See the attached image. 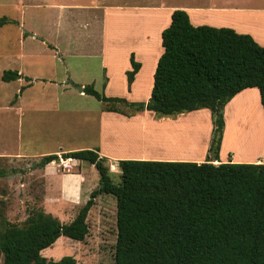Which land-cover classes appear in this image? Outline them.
Masks as SVG:
<instances>
[{
    "label": "trees",
    "instance_id": "16d2710c",
    "mask_svg": "<svg viewBox=\"0 0 264 264\" xmlns=\"http://www.w3.org/2000/svg\"><path fill=\"white\" fill-rule=\"evenodd\" d=\"M161 45L147 102L107 97L93 85L84 93L102 102L104 111L126 117L144 111L162 118L210 110L213 136L207 160H119L121 180L115 183L99 149L43 156L37 164L41 169L61 159L95 166L99 186L69 224L43 209L34 210L22 226L3 222L0 262L76 264L71 256L48 261L41 252L61 236L85 241L97 197L109 195L117 202L115 264H264V164L213 163L219 160L226 106L243 91L257 88L264 110V46L232 28L194 26L184 10L173 12ZM130 63L129 88L141 69L134 54ZM18 78L16 71L2 76L5 82ZM122 106L134 113L127 114Z\"/></svg>",
    "mask_w": 264,
    "mask_h": 264
},
{
    "label": "rangeland",
    "instance_id": "374dc122",
    "mask_svg": "<svg viewBox=\"0 0 264 264\" xmlns=\"http://www.w3.org/2000/svg\"><path fill=\"white\" fill-rule=\"evenodd\" d=\"M106 1L109 0H0V19L6 17L19 20L24 28L2 24L0 21V226L3 222L22 226L36 209H43L62 223L69 224L99 186V173L95 166L87 162L75 163L61 159L57 166L49 169L37 167L41 159L37 157L45 156L57 147L56 122L67 116L57 113L56 108L73 110L70 121L81 122L74 129H67L68 133L64 137L68 139L63 138L62 142L67 149L81 147L84 142L91 140V125L84 123V120L104 109V105L92 96L84 93L81 95L78 89L80 85H93L97 92L107 97L125 98L130 102H147L149 99L157 68V63L153 62L159 50L163 53L161 41H158V48L153 47L151 57L144 64L136 83L135 94L139 90L136 97L130 95L127 79L121 77V68L124 67L121 61L118 73L112 78V87L107 89V80L97 64L98 60L93 57L67 59L65 65L61 60H56L54 54L45 46L47 43H53L62 51L71 41H98L102 19V10L98 8H101L100 3ZM206 2L212 6L225 3L223 0ZM241 2L247 7L264 4V0ZM191 4L197 5L194 0H191ZM196 19L206 21V24L201 26L223 25L221 27L230 28L228 25H238V29L243 31L242 34L253 35L259 44L264 46V17L248 15L244 18H234L228 15H208L198 16ZM253 19H257V23ZM158 28H161V23ZM154 43L156 39L153 40L152 44ZM91 51V48L80 50L84 55ZM20 53L21 58L18 55ZM119 53L120 59L124 60L126 56L122 55L126 53V48L120 49ZM16 70L20 71L19 75L42 79L32 82H27L25 78L10 82L2 80L5 71ZM67 70L69 74L66 73ZM67 86L69 89L66 90ZM22 88L24 90L21 93ZM18 102L21 106H18ZM121 109L127 114L134 113L124 106ZM228 110L229 130L223 155L228 156L231 153L237 157L251 158L262 154L264 158V110L259 90L247 91ZM194 119L196 120L193 124L197 126V132L193 134L195 141L191 146L187 144V148L186 143L180 145L179 151L196 157L209 155L213 136L211 120L206 118L205 113ZM250 128H255L254 138L256 137L258 142L260 140V143L256 146L255 143L248 145L242 137L239 140L242 146L240 143V146H237L235 137L238 133L241 136L250 134ZM116 129L118 138L122 141L135 139L137 134L133 133L131 138L124 127L117 126ZM183 131L184 134L187 133V130ZM261 146V150L258 149ZM132 148H135L136 152L139 150L138 147ZM107 165L113 181L119 183L121 173L118 163L107 162ZM79 171L83 174L84 181L81 189L75 191L71 175ZM88 224L90 232L85 241L77 242L61 236L52 247L41 252L42 256L48 261H59L71 256L76 259V264H115L118 237L116 198L99 195L89 213ZM0 264H3L2 260Z\"/></svg>",
    "mask_w": 264,
    "mask_h": 264
},
{
    "label": "crops",
    "instance_id": "0c3cea01",
    "mask_svg": "<svg viewBox=\"0 0 264 264\" xmlns=\"http://www.w3.org/2000/svg\"><path fill=\"white\" fill-rule=\"evenodd\" d=\"M194 1L197 3V5L191 4V0H168V2H166L165 0H109L105 3L99 4L101 8H98V10H102V19L100 21L101 30L98 41H71L67 43V46H65L62 51H60L61 49L57 48V46L53 43H47L45 44V46L50 50V52L54 54L56 60H61L65 65L67 64V59H90L91 57H93L94 59L98 60L97 64L103 70L107 80V89L112 87V78L116 73H118L120 61L124 66L123 68H121V77L123 79H127L126 72L132 69L130 57L131 54H134L136 61L141 63V69L137 74L131 88L128 87V92L132 97H136L139 94V90L138 93L135 94L137 90L136 83L143 71L144 64H146L147 60L151 57L153 47L158 48V43L161 41L162 32L164 29L170 26L172 21V14L175 10L186 11L189 15L191 23L194 26H201L203 24H206V21L197 20L196 17L198 16L203 17L208 15H228L233 16L234 18H244L249 15L264 17V4L257 7H247L244 3L241 2L244 0H223L225 1V3L212 6L209 5L206 0ZM66 6L71 7L72 5H63V7ZM2 19L6 20L5 24H13L24 29L21 21L19 20H11L6 17ZM253 21L257 23V19H253ZM126 22L128 23L126 24ZM160 23L161 28L157 29ZM221 26L223 25H218L216 27L222 28ZM228 26H230V28L234 29L240 34H242L243 32L238 29V25L231 24ZM83 30L85 29L83 28ZM30 33L34 34L33 32ZM251 36L259 44L255 37L253 35ZM23 38L26 39L25 37ZM155 39L156 43L152 44L153 40ZM82 48H85L87 50L91 48L92 51L84 55L80 52ZM124 48H126V53L122 56L126 57L123 60L120 59L121 56L119 50ZM162 54L163 53H161L159 50L153 64H158V58H160ZM18 55L21 58V53ZM16 72H18V79L21 80L25 78L27 82L42 79L39 77L31 78L24 74L19 75L20 71L18 70H16ZM66 73L69 74V71L67 70ZM79 87H82L84 89L86 86L80 85ZM67 89H69L68 86L66 90ZM251 90L252 89H247L238 94L226 106L224 110L225 129L221 144V150L219 153V160L213 162L216 165L229 162L230 160L233 163L264 164V158L262 154H258L255 157L251 158H241L237 157L235 154L231 155V153L228 154V156L223 155V153H225V143L229 130L230 111L228 109L239 97L246 94L247 91ZM141 93L145 94L142 91ZM80 94L83 95V93L81 92ZM18 106H21L19 102ZM208 111V109H203L191 113L180 114L175 117L162 118H157L153 112L144 111L141 114L139 113L128 118L124 115L114 112H106L101 109L98 113L93 114V117L84 120V123L91 125V140L89 142H84V145H82L81 147L75 149H67L65 147V144L62 143L63 138L68 139L64 137V135L68 133L67 129L69 127L74 129V127H76L77 125L79 126L81 122H79L78 120H74V122L70 121L69 117L71 114H73V110L69 108H56L57 113L65 115L67 114V116H65L66 118H60L59 120H57L58 122H56L55 128V143L57 147L46 153L45 156L50 154L61 155L73 150L78 151L85 149H99L101 157L107 158L108 163H118L119 160L127 159L202 163L207 160V157L209 155L204 154L203 156L196 157L188 153L183 154V152L179 151V149L181 148L180 145L187 143L189 146H191L195 141V139H193V134L197 132V126L193 124L194 120H196L194 118L198 117L201 113H205L206 118L209 121L211 120L210 127L212 133V115L210 114V111ZM78 112L82 113L81 110H78ZM86 113L89 114L90 112ZM117 119L121 120L118 121ZM117 126H122L127 129L128 135L130 137L133 136V133H137L136 136H134L135 139H129V142L119 139L117 135L118 130L116 129ZM183 130H187V133L184 134ZM61 137L62 139H60ZM132 146L138 147V152H136L135 148H132ZM227 150L229 149H226V151ZM231 152H233V150H231ZM73 161L75 163H81L76 160ZM52 166H57V162H53L47 165L45 168L49 169ZM79 173H74L73 175H71V179H73L72 187L75 191L81 189L83 185L82 181H84L83 174H81V171H79Z\"/></svg>",
    "mask_w": 264,
    "mask_h": 264
},
{
    "label": "bare ground",
    "instance_id": "6f19581e",
    "mask_svg": "<svg viewBox=\"0 0 264 264\" xmlns=\"http://www.w3.org/2000/svg\"><path fill=\"white\" fill-rule=\"evenodd\" d=\"M255 128H256V127H255ZM255 128H254V129H255ZM254 129H253V128H250V130H249V133H250V134L245 133L246 135H242V136H241V134L238 133V136L235 137V139L237 138V139H236V140H237V146H240V145L242 144V143L239 142V140H241L242 137L244 138L243 140H245V143L248 144V145H249V144H253V145H254V143H255V146H256L257 143L259 144V143H260V140H259V142H258V141H256L257 138L255 137L256 140H255V138H254V134H253ZM253 138H254V140H253ZM235 139H234V140H235ZM243 140H242V141H243ZM254 141H255V142H254ZM235 143H236V141H235ZM239 143H240V145H239ZM246 144H245V145H246ZM262 144H263V142L261 143V145H262ZM185 145H186L185 147L187 148V143H186ZM241 146H242V145H241ZM246 147H247V146H246ZM253 147H254V146H253ZM257 147H258V146H257ZM240 148H241V147H240ZM250 148H251V147H250ZM261 148H262V146L259 147L258 149L261 150ZM188 149H189V148H188ZM188 149H186V150H188ZM241 149H242V148H241ZM245 149H246V148H245ZM242 150H243V149H242ZM251 150H252V149H251ZM253 150H254V148H253ZM253 150H252V152H253ZM245 151H246V150H245ZM247 151L250 152V150H248V149H247ZM244 158H246V157H244Z\"/></svg>",
    "mask_w": 264,
    "mask_h": 264
},
{
    "label": "water",
    "instance_id": "95a60500",
    "mask_svg": "<svg viewBox=\"0 0 264 264\" xmlns=\"http://www.w3.org/2000/svg\"><path fill=\"white\" fill-rule=\"evenodd\" d=\"M78 89L81 93H84V89L82 87H78Z\"/></svg>",
    "mask_w": 264,
    "mask_h": 264
}]
</instances>
